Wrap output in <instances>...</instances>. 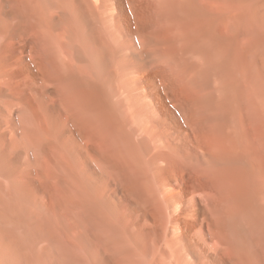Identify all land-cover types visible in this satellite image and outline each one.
Masks as SVG:
<instances>
[{
	"label": "bare ground",
	"instance_id": "obj_1",
	"mask_svg": "<svg viewBox=\"0 0 264 264\" xmlns=\"http://www.w3.org/2000/svg\"><path fill=\"white\" fill-rule=\"evenodd\" d=\"M0 264H264V0H0Z\"/></svg>",
	"mask_w": 264,
	"mask_h": 264
}]
</instances>
